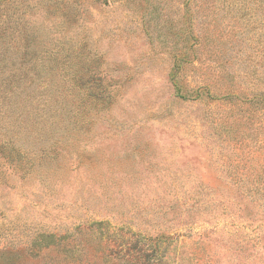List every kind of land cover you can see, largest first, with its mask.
I'll return each mask as SVG.
<instances>
[{
    "label": "rangeland",
    "instance_id": "obj_1",
    "mask_svg": "<svg viewBox=\"0 0 264 264\" xmlns=\"http://www.w3.org/2000/svg\"><path fill=\"white\" fill-rule=\"evenodd\" d=\"M182 1L0 8V264H264V0H190L232 102L175 90Z\"/></svg>",
    "mask_w": 264,
    "mask_h": 264
},
{
    "label": "trees",
    "instance_id": "obj_2",
    "mask_svg": "<svg viewBox=\"0 0 264 264\" xmlns=\"http://www.w3.org/2000/svg\"><path fill=\"white\" fill-rule=\"evenodd\" d=\"M15 1L20 0H0V8L4 6H10ZM92 2H101L106 3L108 0H91ZM183 14L181 15L178 21H174L172 23L171 28L174 31H171L172 36V48L170 53L174 58V64L171 69V80L175 87V90L179 96V98L184 99H206V101L218 100V99H226L232 102L231 98H235L234 94L229 90H223L222 92H212L209 87V82H206L207 79H202L200 84L191 86L190 82L183 81L181 77V72L186 65L193 64L195 60L201 61L202 59H206L203 55L200 57V52L202 48L205 47L204 42H200V36L198 33L193 31L192 18L190 15V0H183ZM204 37V36H203ZM182 44V47L180 46ZM206 45V44H205ZM224 56H226L224 54ZM192 67H194L192 65ZM241 93V99L245 102L250 108L256 110V112L260 109L264 113V88L263 90H259L258 94H250L246 93L244 90H239ZM9 147L5 144H0V158H3L4 153L8 152L9 154H15L13 149H8ZM263 180V179H262ZM264 185V181L262 182ZM149 240H152L149 238ZM155 245L159 242H168V239H155L152 240ZM150 261L146 262L149 264Z\"/></svg>",
    "mask_w": 264,
    "mask_h": 264
}]
</instances>
